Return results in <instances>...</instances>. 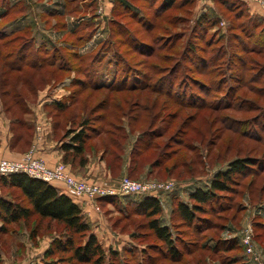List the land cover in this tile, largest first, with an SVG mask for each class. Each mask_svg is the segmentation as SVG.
Returning <instances> with one entry per match:
<instances>
[{"label": "rangeland", "instance_id": "1", "mask_svg": "<svg viewBox=\"0 0 264 264\" xmlns=\"http://www.w3.org/2000/svg\"><path fill=\"white\" fill-rule=\"evenodd\" d=\"M126 1L132 9H124V0H0V14L4 16L0 19V37H6L0 40L3 54L17 55L22 43L27 41L31 48L28 63L40 57L46 59L47 65L54 62V67L33 70L27 66L21 72H12L10 88L17 93V98L13 99V94L2 95L0 87V119L4 118L5 125L10 121V128V117L28 119V114L22 115L23 100L32 102L27 105L36 106L45 94L53 103L68 105L65 112L53 107L48 110L52 122L60 125L58 135L64 141L70 140L73 135L70 133L79 131L81 122L88 120L91 139L82 158L71 154L67 159L74 164L99 161L102 182L77 176L72 167L59 163L66 166L71 176L104 187L119 185L127 176L136 181H172L176 187L163 205L159 219L171 227L178 239L177 248L183 254L180 264L186 260L198 264L209 255L207 251H195L196 255L187 259L186 246L196 244L200 249L207 239L223 244L233 239L241 241L249 224L253 233L260 235L256 241L253 236L255 252L249 254L248 247L242 244L244 249L220 252L211 264H235L231 260L233 255L243 257L245 262L258 258L264 264V74L261 72L264 55H249L252 60L248 71L234 69L235 62L228 71L230 65L220 61L216 68H220L219 75L212 85L207 79L214 80L213 76L198 75L204 70L198 55L200 50L227 34V26H221V21L231 24L232 34H241L243 27L255 24L256 37L264 28V14L252 13L243 3L229 0L234 6L232 10L225 11L216 5L212 13L218 12L224 18L207 30L200 22L214 8L212 2L205 5L201 0H193L183 6L180 0L174 8L161 14V0ZM262 1L252 4L264 9ZM19 4L23 8L19 9ZM244 43L252 45L248 40L237 45ZM220 45L228 49L226 40L219 41L216 48ZM211 50L208 49L205 58L212 59ZM232 51L239 52L237 47ZM178 61L181 72L177 75ZM2 62L0 74L4 68ZM59 68L63 71H57ZM122 80L126 86H135L125 89L123 86L124 90L115 91L120 86L114 82ZM112 82L114 90L97 87ZM161 85L173 89L171 96L167 95V89H159ZM5 107H10L7 114ZM32 126L35 137L37 123ZM18 131L26 136L27 129L17 126L12 131L14 137ZM147 133L153 136L152 144H144L143 140L138 143ZM31 144L20 142L23 152L16 159L33 152L47 164L37 154L35 143ZM133 149H143L137 152L142 165L137 173L129 176L128 161ZM239 157H249L257 164V171L243 178L236 177L233 190L219 194V204L214 208L207 206L209 211L225 209L203 216L213 222L212 228L205 230L203 223L202 228L195 230L185 224L177 211L178 202L190 201V191L197 186L204 187L217 172ZM156 159L159 166L150 169ZM3 191L21 197L15 190ZM129 199L130 196H124L122 200L96 202L108 223L103 227L100 241L107 244L115 238L123 239L121 258L124 261H121L124 264H139L143 259L147 262L153 259L155 264H175L161 256L156 259L166 249L149 230L147 225L151 219L136 213V204ZM64 232L62 226L48 221L40 225L32 220L11 226L7 234L0 236L4 264H30L24 259V247H18L24 237L38 244L43 236H63ZM14 250L18 252L13 254Z\"/></svg>", "mask_w": 264, "mask_h": 264}, {"label": "trees", "instance_id": "2", "mask_svg": "<svg viewBox=\"0 0 264 264\" xmlns=\"http://www.w3.org/2000/svg\"><path fill=\"white\" fill-rule=\"evenodd\" d=\"M179 1L180 0H161V4H162L160 8L161 14L174 8ZM235 1L243 3L245 6L249 8L248 3L246 1L244 0H235ZM191 2H193V0H183L182 2L179 3H181L180 5L185 6L186 4ZM231 2L232 1L229 0H213L212 7L214 6V8L211 9L210 13L207 11V15L206 14L203 15L202 18L203 21L201 20L200 24L202 26H205V29L207 30L211 29L213 26H215V24L219 19L224 18L221 16L222 14L220 15L218 12L212 13V10H214L217 5L219 6V9L224 8L225 11H230V9L232 10V8L234 7ZM17 7H19V9L23 8L21 4H19ZM127 8L132 9L131 6H129V3L127 1L125 2L124 0V9ZM7 10L8 9H6L5 12H7ZM1 15L2 14H0V19L4 17ZM208 15H213V18L208 17ZM222 25L225 27L227 26L226 36L221 35L222 37H218L217 41L212 40L211 42L206 44L207 46L205 48H202L200 50L201 53H198L199 58H201L202 64L204 65V70L202 69L203 71H199L198 75L208 78L213 76L214 80L209 81V79H207L210 84L211 83L213 84L219 75L220 68L219 69L216 68L217 66L220 65L219 63L220 61L225 60L228 63V65H230L227 68L228 71H230L229 69L232 66L231 65L232 62L236 63L234 66L236 68L234 69L242 70V68H244L246 71H248V69H251L250 68L251 63L249 61L252 60V57L249 58V55H255V56L264 55V28L260 31L259 35L258 36L256 35L255 37L256 34L255 24L251 26L243 27L241 29L242 31L241 34H237V33L232 34L233 27L231 28V24L228 26L227 22L225 21H221V26ZM225 32L222 34H225ZM5 38L6 37H0V40L3 41L5 40ZM223 40H226V44H228V49H225L224 45L222 46L220 45L216 48L218 42ZM245 40H248V42L251 43L254 40L257 41L255 43H252V45H250V43L237 45V43H239L240 41H245ZM29 47L30 46L28 42L24 41L17 55L16 53L12 55H4L3 51L1 50L2 46L0 47V64L4 59L7 60L6 62H2L4 63V68H3V73L0 74V79L2 80L0 81V87L2 86L1 88H3V90L1 91L2 95L10 96V94H13L12 96L13 99L17 98L16 95L17 93L16 92L13 93L12 91L13 89L10 88L12 72H21L27 66L28 68H31L33 70L38 69V67L39 68H44L45 66L54 67L53 64L54 62L49 65L45 64L47 61H45L46 59L44 57H40V60L42 62L40 60L31 59V61L28 63V60L30 59L28 55V50L31 49ZM235 47L238 48L239 52L235 53L234 51H232V48ZM208 49H212L211 50L213 53L212 59H207L204 57L205 54L208 55L209 53ZM192 50L196 52L195 49L192 48ZM11 59L13 60L10 61ZM178 66H180L179 61L177 67ZM60 70L63 71V69L61 68H59L57 71ZM177 70L176 73L178 75L179 72H181V66L178 67ZM261 72L264 74V70ZM113 82L110 85L107 84L104 86H97V87L99 89L114 90L115 88H112V86L114 85ZM114 83L119 84L120 86L119 89L115 91H121L127 87L135 86V85H131V86L124 85V80L115 81ZM132 89L137 90V87H132ZM159 89L161 91H164V89H167V87L161 85ZM167 90L169 91V94L167 95L171 96L172 94L171 91L173 89L168 88ZM176 97L181 98L180 95H176ZM20 102L21 101L17 102L16 104ZM28 103H32V102L23 100V104H21L23 116L29 114L30 112L27 105ZM67 106L68 105L64 103L56 102L50 105V108L53 107L55 110L65 112L66 109L68 108ZM5 109H6L5 112L7 114L10 111V107L7 108L5 107ZM10 120H11V131L14 132L18 126L20 127V129L22 127H25L28 132L27 133L25 131L26 136H24V133L18 131L16 133V136L14 137V141L18 139V141L22 142V145H24V143L25 144L27 143V145L32 143L34 138V132L33 131L31 132V130H33L32 124L28 122L27 119L21 118V116L10 117ZM99 120H102L101 116ZM89 126H91L90 122L88 120H84L79 125V131H77L78 129L77 130L75 129L76 132L70 133L71 135L73 134L71 139L65 141L62 144V148L66 151V154L69 151H71L72 152L71 154L74 156H79L81 158L82 156H84L87 143L91 139V135L88 131L90 130L88 129ZM147 135L148 133L143 134L142 139H139L138 143L143 140V142L145 141L144 144H148V145L152 144V141H154L153 136H147ZM158 137L160 136L158 135ZM133 150L134 151L130 152V160L128 161L129 164H128L127 174L129 176L131 174L137 173L138 167L142 165V162L139 161L140 159H137L138 158L137 154L143 152V149H138V150L133 149ZM158 160L159 159H156L154 162L151 163V165L149 166L150 169L159 166ZM256 171H257V164L254 163V161H252L249 157H239L233 159L227 164L225 169L217 172L212 178V180L204 187L197 186V188L190 191L189 192L190 201L178 202L177 211L180 218L183 220L185 224L194 227L195 230L197 228H202L201 225L203 223L204 226H206L205 230L211 229L213 226V222L207 217H203V216L204 215L206 216L209 213L214 215V213L222 212L225 209L220 207L219 209L215 208L209 211L207 209V206L214 208L215 204L216 205L219 204L218 203L220 197L219 194L231 192L234 188V185H236L237 182L235 180L236 177L243 178L249 175L250 173ZM147 177L149 176L147 175ZM0 184H1L0 236L7 234L10 231L11 226L19 224L21 222L29 223L32 220L37 221L40 225L43 221L56 223L59 226H62L63 229L65 230L63 236L58 235L54 239L50 248L46 252L41 264H124L123 263L124 260L123 258H121L118 252L111 251L109 253H106L100 240L94 234L91 224L86 220V217L84 216L83 210L80 207V205L75 203L69 196L62 193L51 183L34 179L29 175H27L26 173H14L12 175L0 177ZM10 189L19 192L21 194L20 199L13 197L14 196L13 193L5 194L3 191ZM173 192L174 190L172 192L162 193V195H165L164 199H161L159 197L161 195L160 194L159 196H151V195L130 196L129 200L133 201L136 204L134 206V211L136 213L144 214L146 217L151 219L148 222L147 226L151 231V233L153 234V236L156 238V240H158L159 243L163 244V246L166 249V251L161 250L162 253H160V255H158L156 259H159L160 258L159 256H161L166 258V260H168L169 262L180 264L182 261L181 258L183 254L177 248L178 239H176L177 237H174L173 234L174 232L171 230V227L169 225L162 224L161 219H159V216H161V214L163 213V205L170 200V195H171L170 193ZM137 199L139 200L137 201ZM262 226H263L262 228L264 229V225ZM34 232L36 233L35 230ZM259 236L260 235H255L254 232L255 241H256V237ZM240 247L241 249H244L242 246V242L237 239L230 240L229 242L226 241L225 244L220 243V241H213L207 239V241L204 244H201L200 249H197L198 245L196 244L191 246H186L187 249L186 254L188 256L187 257L188 259L193 255H196L195 251H207L206 254L208 253L209 255L202 258L201 262H199L198 264H211L215 260L213 257H217V254H219L220 252H228L231 251L232 249L234 250ZM151 249L152 248H149V250ZM231 260L235 264H254L250 260H247V262H245V259H243V257L241 256L233 255L231 257ZM118 261H120V263H118ZM184 263L192 264L187 260ZM0 264H4L1 254H0ZM139 264H155V261L153 262V259H149V262H147L143 259V261H141Z\"/></svg>", "mask_w": 264, "mask_h": 264}, {"label": "crops", "instance_id": "3", "mask_svg": "<svg viewBox=\"0 0 264 264\" xmlns=\"http://www.w3.org/2000/svg\"><path fill=\"white\" fill-rule=\"evenodd\" d=\"M249 9L252 13L258 12V14H264V9L260 8L252 3H248ZM47 94L43 95L39 98L37 105L34 106L32 104L28 105L30 110L28 114L27 121L36 126L37 123V136L33 138L32 144L37 146V154L42 157L49 166L53 167L61 162H65L67 165L73 168L75 174L77 176L89 177L92 178L93 181L102 182L100 179L101 167L99 166V161L96 162H85V163H77L74 164L73 161H68V156L71 155V151L66 154V151L62 148V144L65 142L62 136L58 135V128L60 127L59 123H53L52 118L49 116L48 110L50 109L51 103L54 100L52 98L47 97ZM4 119V118H3ZM0 119V160L1 159H16L22 156V152L20 149V141L18 139L14 140V134L10 128V121L5 123ZM6 127V128H5ZM36 134V133H35ZM19 147V149H18ZM74 156V155H73ZM73 171V172H74ZM86 172L88 174H86ZM124 172V167H123ZM90 173V174H89ZM89 175V176H88ZM104 180V179H103ZM98 182V183H99ZM54 187L59 189L62 193L69 196L75 203L80 205L83 210V214L86 217V220L91 224L93 228L94 234L97 236L99 240L102 239V231L103 227H106L108 223L105 221L106 216L104 212H102L100 206L96 205L98 201H105L106 199H95L91 200L87 197H76L73 195L71 190L62 182L54 181L51 183ZM118 185V184H117ZM114 186V187H117ZM0 194H1V184H0ZM159 196V195H158ZM161 199L165 198V195L159 196ZM124 196L117 195L115 197L107 198L111 200H122ZM139 199H137L138 201ZM56 234H52L50 236H43L42 239H39L35 243H30L24 237L21 244H18L19 248L24 247L23 255L26 262L30 264H41L46 252L50 248L52 242L56 238ZM20 238V237H19ZM21 240V238H20ZM118 240V242H116ZM106 253L111 251L118 252L121 256L124 253V240L121 239H112L108 241L107 244L100 241ZM112 246V247H111ZM113 248V250H111ZM18 251L14 250L13 254H16Z\"/></svg>", "mask_w": 264, "mask_h": 264}, {"label": "built area", "instance_id": "4", "mask_svg": "<svg viewBox=\"0 0 264 264\" xmlns=\"http://www.w3.org/2000/svg\"><path fill=\"white\" fill-rule=\"evenodd\" d=\"M213 0H202L205 5H210ZM247 3H262V0H244ZM14 173H26L30 177L45 182L52 183L59 181L64 183L76 197H87L88 199L111 198L117 195L121 196H158L162 193L172 192L175 183L172 181H136L129 177H124L117 187H104L100 184L92 183L87 180H77L71 176L64 164H59L53 168L49 167L44 161L35 157L33 152L26 154L21 159H2L0 160V177L12 175ZM252 225H248L245 229V235L242 237V244L248 247V253L253 254ZM254 264H263L258 258Z\"/></svg>", "mask_w": 264, "mask_h": 264}]
</instances>
